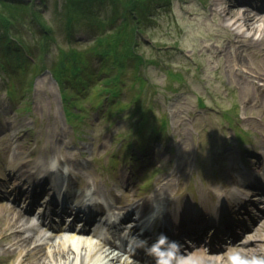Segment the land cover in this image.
Instances as JSON below:
<instances>
[{
    "label": "rangeland",
    "instance_id": "rangeland-1",
    "mask_svg": "<svg viewBox=\"0 0 264 264\" xmlns=\"http://www.w3.org/2000/svg\"><path fill=\"white\" fill-rule=\"evenodd\" d=\"M6 1L17 6L22 0ZM64 1L27 2V15L39 9L52 31L44 37L29 23L24 25L26 33L23 27L20 30L27 40L28 54L21 50L26 56L21 66L29 64L26 71L17 69L20 59L6 61L0 50L1 183L8 185L13 158L20 155L30 165L41 159L73 170L79 186L97 185L102 193L121 194L118 203L128 207L154 196L160 200L163 194L170 206L191 204L190 195L205 205L209 189L233 188L237 178L231 168L242 167L240 155L254 156L253 151L259 155L264 148L261 112L250 108L249 97L243 96L242 91L250 88L240 73L264 71V6L255 8L251 0H170L151 14L153 21L141 24L144 32L136 36L135 53L146 63L128 60L117 84L119 95L112 98L94 85L103 84L105 75L90 48L97 37L111 36L119 22L107 19L103 27L80 21L69 40L62 26ZM5 4L0 0L2 14L20 18L22 10ZM227 8H246L256 29L241 26L238 33V27L230 26ZM69 49L79 52L84 73L64 96L53 69L66 61L63 52ZM138 78L147 81L144 89ZM254 95L257 104L263 101V93ZM256 168L263 170L264 163ZM125 174L132 181L127 191L121 183ZM9 202L0 199L1 205ZM20 229L19 233L34 236L29 229ZM38 232L46 234L41 228ZM53 234L64 240L62 231ZM255 245V251H264V243ZM89 247L87 257L100 262L101 256ZM234 249L230 246L219 254L226 257ZM15 257L10 240L0 243V264H16ZM248 257L245 254L244 264H264L259 257Z\"/></svg>",
    "mask_w": 264,
    "mask_h": 264
},
{
    "label": "bare ground",
    "instance_id": "bare-ground-1",
    "mask_svg": "<svg viewBox=\"0 0 264 264\" xmlns=\"http://www.w3.org/2000/svg\"><path fill=\"white\" fill-rule=\"evenodd\" d=\"M259 1L260 4L262 3L263 5L264 0ZM227 9L228 10L226 11V14L230 15L232 20L230 26L238 27V33H242V31H240L242 29L241 26L250 27L253 30L256 29V26L253 24L255 19L253 18L252 14H249L246 8L236 11L234 8ZM233 15L237 16L233 17ZM258 20L261 21L262 17H260ZM236 50L237 48L235 47V51ZM240 73H243L242 79L243 81L249 83L248 86L250 88V91H248L247 89H244L242 91L243 96L249 97L248 100L250 101V108L254 107V109H257V111L261 112L260 129L262 132L259 134L264 140V71L261 73L254 72L252 74V70H243ZM255 93H263V101H261L259 104H257L258 97L254 95ZM20 157V155H16V157L13 158V160H15V163L11 167V173L16 175L17 178L16 181L14 180L15 182L12 186H6V190L9 192H14L15 190L28 192L35 189L36 186H38V183L47 184L55 181L53 183L57 184L59 183V181L57 180H59L60 178H64V180H66L68 183L76 177V173H74L73 170L68 171L67 175L64 176L61 171L55 172L51 164L43 163L40 159L30 165L26 160L20 159ZM263 160L264 159L262 158V161ZM243 168H245V173L242 174L241 172L237 171V169H233V173L238 177V181L234 180L232 182L235 188L233 187L228 189L225 199L219 198L217 203L213 204V207L211 206V211L214 215L218 216V214L222 213V210L230 207L232 203H245L249 201V199H245L247 197L245 190L250 186L252 182L251 179L255 176L252 172V167L248 166V168H246V166H244ZM57 185L59 187H68V189L70 186L69 183L66 186H62L60 184ZM86 187H88V185ZM260 191L261 190H258L259 193ZM262 192L264 194V187L262 189ZM83 194L84 192H82V194L77 197L76 203L81 205V201L83 199L80 196H83ZM95 194L96 196H98L99 192L95 191L93 195ZM228 195H230V197H228ZM160 197L164 198L168 196L163 194ZM168 205L169 204H162L160 208L161 210L159 212L156 211L155 213L152 212L154 204H151V201L146 199L143 203L136 204L133 215L137 216V220H140V218H142V220L145 218L148 219L146 221L147 223L153 220V225L156 227L158 225H165L166 219H178L182 216L183 213H185L186 215L191 214L189 212L190 209H192L191 207L188 206V208L187 206H181L180 208V205H176L173 210L169 212V214L167 213V217L166 212H168ZM128 213H130V210L128 211ZM157 214L161 215L162 218L155 220ZM0 218L3 222V227H0V243H5L10 240L11 244L15 247L17 252V257H15L14 259V262L16 264H65L66 261H68V264H74L77 261L79 264H100L99 261L87 257L86 252L89 246L88 239L84 237H76L75 235H69V237H66V239H64L66 240L65 242L62 238H60L59 235L51 236V234L45 235L42 232H38V228H41V225H36L30 222L29 213L27 211L24 212L23 210L18 209L13 203H8L5 205L0 204ZM261 222H264V219H261ZM261 222L260 224H256L254 227H251V229L248 228V230L245 232V235L243 236V240L239 243V247L241 248L239 249L240 251L236 250L227 258L222 259L217 254L206 256L204 255L202 250H190L185 257H182L181 259L175 257L176 259H171L169 262L170 264H200V262L196 260V258L198 257L200 261L205 260L207 264H228L227 259H230L234 263L238 264V260H240L239 255H237L238 252L240 253V255L244 253L249 254L250 259L259 257L261 261H264V254L253 249L256 246L255 244L264 243V223ZM20 227L22 229H29L30 232L34 233V236H32L31 234L29 235L28 233H19L22 232ZM134 229L135 228H133V230ZM36 230L37 235L35 234ZM130 233H132V231ZM105 245L106 244L101 240V247L97 246L94 251V253L98 255L101 254L102 259L104 260L103 264H136V259L128 258L126 255L121 257L122 254L111 252L112 248L107 249L106 247H103ZM132 245L135 244L132 243ZM23 248L24 250H22ZM169 262L165 264H169Z\"/></svg>",
    "mask_w": 264,
    "mask_h": 264
},
{
    "label": "trees",
    "instance_id": "trees-1",
    "mask_svg": "<svg viewBox=\"0 0 264 264\" xmlns=\"http://www.w3.org/2000/svg\"><path fill=\"white\" fill-rule=\"evenodd\" d=\"M1 1L2 3L6 2L4 7L22 10L20 18H17L18 15L10 18L9 15L2 14L0 10L1 54L5 55L6 61L8 59H13L14 61L20 59L17 69L19 70L21 67L23 71H26L29 64L21 66V63H25L26 56L24 57L23 54L27 53L25 48L27 40H24L23 36L25 34L20 32V30L23 27L24 29L22 30H25L26 33L28 30L24 25L29 23V26L33 27V30L37 29L41 32L42 36L50 37L49 33L52 31V26L47 23L48 20L39 9L32 12L31 15H27V2L30 0H22L17 6H13L6 0ZM83 1L86 3L83 4L80 0L64 1L65 9L61 12L64 19V23L61 22L62 26L66 32H69V35H67L68 39L72 40L71 31L75 28V24L80 23V21L93 22L103 27V22H106L107 19L112 22H119L111 31L113 32L111 36L104 38L103 36L105 35H102L97 37L95 44L90 48L92 54L97 58L96 61L101 64L100 73L105 75L101 81L103 84L94 85L96 87L100 86V91L107 92L112 98L117 97L119 95L117 84L121 81V74L127 69L128 60L130 58L137 59V64L139 65H145L146 63L144 57L135 53V46L137 45L136 36L144 32L141 24L153 21L154 16L151 14L156 10H160L163 5H167L170 0ZM102 15H105L104 21L101 20ZM63 54L66 61H63L61 65H57L56 69H53V73L63 95L66 96L69 94V85L74 86V81L81 82L84 63L79 59V52L76 49H69L68 52H63ZM138 81L141 82V89L147 86L146 80L138 78ZM72 115L74 114L72 113Z\"/></svg>",
    "mask_w": 264,
    "mask_h": 264
},
{
    "label": "clouds",
    "instance_id": "clouds-1",
    "mask_svg": "<svg viewBox=\"0 0 264 264\" xmlns=\"http://www.w3.org/2000/svg\"><path fill=\"white\" fill-rule=\"evenodd\" d=\"M161 264H165V262L162 260V261H161ZM169 264H170V262H169Z\"/></svg>",
    "mask_w": 264,
    "mask_h": 264
}]
</instances>
